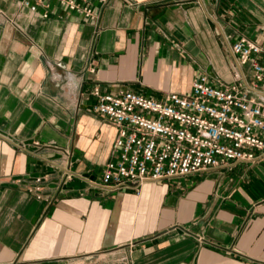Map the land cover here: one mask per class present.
<instances>
[{
	"label": "crops",
	"instance_id": "0c3cea01",
	"mask_svg": "<svg viewBox=\"0 0 264 264\" xmlns=\"http://www.w3.org/2000/svg\"><path fill=\"white\" fill-rule=\"evenodd\" d=\"M95 6L85 20L0 0V264H264V162L145 180L139 194L103 187L116 127L91 94L162 99L202 72L232 81L247 65L230 43L264 37V0ZM45 143L71 151V179ZM39 175L47 198L30 190Z\"/></svg>",
	"mask_w": 264,
	"mask_h": 264
},
{
	"label": "built area",
	"instance_id": "2783aa9c",
	"mask_svg": "<svg viewBox=\"0 0 264 264\" xmlns=\"http://www.w3.org/2000/svg\"><path fill=\"white\" fill-rule=\"evenodd\" d=\"M32 12L37 3L47 11L61 7L85 20H95L108 0H18ZM47 11L42 16H47ZM239 65L235 78L221 84L202 72L187 93L168 92L162 99L125 89L102 91L92 86L93 111L116 127L113 149L101 171L103 187H133L139 194L145 180L185 176L228 160L264 162V37L258 41L243 35L230 43ZM35 145H40L35 142ZM61 154L65 180L73 176L71 151L45 143ZM35 177L30 187L39 198H47L43 180Z\"/></svg>",
	"mask_w": 264,
	"mask_h": 264
},
{
	"label": "rangeland",
	"instance_id": "374dc122",
	"mask_svg": "<svg viewBox=\"0 0 264 264\" xmlns=\"http://www.w3.org/2000/svg\"><path fill=\"white\" fill-rule=\"evenodd\" d=\"M224 84L228 83V82H223Z\"/></svg>",
	"mask_w": 264,
	"mask_h": 264
}]
</instances>
